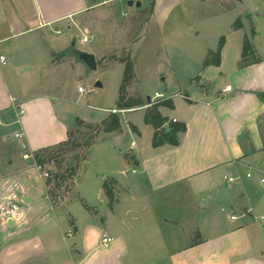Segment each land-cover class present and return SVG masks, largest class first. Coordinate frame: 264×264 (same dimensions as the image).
Returning a JSON list of instances; mask_svg holds the SVG:
<instances>
[{
	"label": "crops",
	"instance_id": "0c3cea01",
	"mask_svg": "<svg viewBox=\"0 0 264 264\" xmlns=\"http://www.w3.org/2000/svg\"><path fill=\"white\" fill-rule=\"evenodd\" d=\"M237 1L245 8V0ZM120 2L0 0V41L9 55L0 63V264H264V56L253 42L259 36L260 12L250 11V24L244 8L220 9L234 12L231 31L220 37V63L204 65L221 39L201 52L199 70L182 93L167 96L173 106H160L169 124L186 125L178 144L154 145L156 129L145 121L146 110L162 99H147L131 109L144 111L145 126L130 122L136 131L128 127V132L143 139L144 131L151 130L141 143L132 140V161L122 158L128 167L115 170L118 176H106L117 186L112 201L105 179L98 180L93 196L78 187L86 159L70 197L55 203L50 181L32 159L24 158L26 153L43 157L41 153L69 139L75 123L59 106L70 99L57 93L62 66L55 59L70 56L74 48L94 53L71 43L72 30L91 10L118 8ZM141 2V7L148 3V12L133 14L125 24L129 32L137 23L165 29L175 11L222 0ZM237 20L241 27H235ZM176 23L187 25L180 19L172 26ZM246 36L260 60L241 65ZM32 47L40 63L30 61ZM71 63L69 69L81 62ZM115 65L103 69L120 67L121 86L125 64ZM227 85L232 89L226 90ZM178 94L181 99L174 100ZM116 107L106 108L103 120ZM122 130L126 133L125 126ZM118 133L112 136L120 147L124 133ZM128 169L131 176L119 175ZM11 203L18 210L5 219L1 206ZM104 236L112 237L108 245L102 243Z\"/></svg>",
	"mask_w": 264,
	"mask_h": 264
},
{
	"label": "rangeland",
	"instance_id": "374dc122",
	"mask_svg": "<svg viewBox=\"0 0 264 264\" xmlns=\"http://www.w3.org/2000/svg\"><path fill=\"white\" fill-rule=\"evenodd\" d=\"M128 1L121 0L118 8L111 5V9L105 7L104 9L107 10L104 11L103 8L98 11L91 10V15L84 18L82 24L73 29L71 34L69 33L72 35L71 43L75 41L77 46L93 48L94 53L97 52L100 63L99 66L97 59V70H88L86 65L84 67V63L78 59L74 50H71L70 56L61 54L55 59L62 66L61 80L58 83L60 90L57 93L70 99L68 104L59 102V106H62L63 114L69 115L70 122L75 123L71 127L72 139L69 144L41 153L45 160L43 170L50 173V177L45 178L50 181L51 192L53 190L55 193V196L51 194L55 203H63L70 197L74 189V180L86 159V163L82 167V178L76 179L78 187L82 190L86 189L87 193L93 196L96 184L102 178L105 179V182L108 181L110 190L114 194L113 189H117V186L113 185V178L107 179L106 176L117 175L115 170L128 167L127 165L123 166L122 158L132 156V154L128 155L132 150V140L141 143L149 137L151 126L144 131L143 139L138 134L128 132V127H132L130 122L145 126L144 111L142 109L131 111L139 106L123 108L125 111L117 113L126 128V133L124 130L122 133L120 132L124 133L120 138V147L117 146V137L112 136L113 133H119L104 131V125L101 123L104 121L103 117L109 114L106 108L117 105L122 73L119 71L120 67L112 66L110 71L103 68L115 65L119 61L124 64L127 61L132 63L133 70L128 75L129 78L123 92V96L127 99L140 100L141 103L146 104L148 97L153 100L166 99L157 97L155 95L157 91L163 92L165 96L174 93L181 94V89L198 72L200 64L197 65V62L200 60L204 48L217 45L220 37L228 35L231 31L234 12H232L233 10L221 12L220 9L237 7L243 10L244 8V5L237 0H222L220 3L215 2L210 5L207 3L198 6L197 9L175 11L165 29L158 30L153 26L143 28L137 23V27L129 32L131 27L125 26V24L129 22L128 20H132L131 17L135 12L139 14V17L142 16L141 14L147 13L149 5L144 2L143 7L137 8L130 6ZM245 4L243 10L245 18L251 12H260L256 18L259 36L253 42L261 55L264 56V0H245ZM138 19L140 20V18ZM180 19L186 21L187 25L176 23L178 25L172 26V22H179ZM101 21L102 23L104 21L105 25H102ZM250 21L249 18L251 24ZM85 36L89 37L87 43L82 42V38ZM34 52L35 49L32 47L30 61L40 63V59L34 58ZM75 60L81 62L80 65L69 69V66L73 64L71 62H75ZM34 71L35 69L32 72L34 73ZM99 80L103 82L102 87L95 86ZM81 88H85L86 91L82 92ZM179 94L174 100L181 99ZM169 114H172L171 111ZM76 118L83 122L86 120V123H91L96 127L76 121ZM119 148H123V152L119 151ZM130 160L132 161V159ZM70 167L76 169V174L72 177L70 176ZM131 172L132 170L128 169V174L121 173L119 175L131 176Z\"/></svg>",
	"mask_w": 264,
	"mask_h": 264
},
{
	"label": "trees",
	"instance_id": "16d2710c",
	"mask_svg": "<svg viewBox=\"0 0 264 264\" xmlns=\"http://www.w3.org/2000/svg\"><path fill=\"white\" fill-rule=\"evenodd\" d=\"M235 27H241V22L240 20H237L235 23ZM254 33V30H253ZM224 45V37L221 38V41L219 43V47L215 52H210L209 57L204 62V65H210V64H219L220 63V57H221V50ZM260 59L256 56V51L254 49V45L250 39L249 36H246L245 41H244V47H243V58L241 61V65H246L252 62H258ZM133 70V65L131 62L127 61L125 64V69H124V75H123V80L122 84L120 86V91H119V98L117 102V108L123 109V108H132L134 106H139L141 104L140 100L134 101L131 99H127L125 96H123L124 92V87L127 79L129 78L128 75L131 74ZM160 106H173V102L171 99H164L161 101L154 102L151 107H149L146 112H145V121L148 124H152L155 129V136H154V145H159L163 143L164 141H169L170 143L173 144H178V133L181 131H184L186 129L185 123H175V122H170V131H166L164 128V125L169 122L168 117L164 116L161 111H160ZM80 121V120H78ZM83 122V121H80ZM85 123V122H83ZM90 127H96L95 125L91 123H85ZM104 125V131L105 132H121L122 131V120L120 116L117 113H111L107 119H105L102 123ZM132 128L136 131V127L133 125ZM72 139V131L69 133V139L65 142H61L60 144L52 147L50 150L56 149V148H61L69 144V142ZM92 146V145H91ZM37 161L39 163L44 164L45 160L41 155H36ZM129 159H133V157L129 156ZM69 171L71 172L70 176H74L76 174V169L74 167H70ZM105 189L106 193L111 199V201L114 198L113 192L110 190L108 181L105 182ZM51 194L55 196L54 191L52 190Z\"/></svg>",
	"mask_w": 264,
	"mask_h": 264
},
{
	"label": "built area",
	"instance_id": "2783aa9c",
	"mask_svg": "<svg viewBox=\"0 0 264 264\" xmlns=\"http://www.w3.org/2000/svg\"><path fill=\"white\" fill-rule=\"evenodd\" d=\"M83 41H85V42L89 41V37H88V36H85V37L83 38ZM8 59H9V55L5 54V53L2 51V42L0 41V63H1V64H2V63H6V62L8 61ZM231 89H232V85H227V86H226V90H231ZM80 90H81L82 92H85V91H86L85 88H81ZM155 95H156L157 97H164V98L167 99V96H165L163 92H159V91H157V92L155 93ZM121 111H125V110H124V109H120V108H114V109L111 110L112 113H119V112H121ZM174 121H176V120H174ZM16 136H17V137H21L22 134H21V133H17ZM131 146H132V147L135 146V142H134V141L131 143ZM24 158H26V159H32V160L34 161V165L37 167L38 170L41 171V173L43 174V176H45V177H47V178L50 177V173H49L47 170H45V171L43 170V165H44V164L39 163V162L37 161V158H36L35 153H33V154L26 153V154H24ZM42 170H43V171H42ZM230 179L232 180V178H230ZM262 182L264 183V178L262 179ZM17 210H18V205H17L16 203H11V204H9V205H3V206H1V214H2V216H3L5 219H9V218L13 217V216H14V213H15ZM232 217L235 218L236 216L233 215ZM262 217H264V216H262ZM111 241H112V237L104 236V238H103V240H102V243H103L104 245H108Z\"/></svg>",
	"mask_w": 264,
	"mask_h": 264
},
{
	"label": "water",
	"instance_id": "95a60500",
	"mask_svg": "<svg viewBox=\"0 0 264 264\" xmlns=\"http://www.w3.org/2000/svg\"><path fill=\"white\" fill-rule=\"evenodd\" d=\"M128 4L130 6H133V5H135L137 7L142 6L141 0H137L136 2L134 0H129ZM248 18H250V20H251L250 14H248ZM73 50H74L75 54L77 55L78 59L80 61H82L87 66L88 70H97V68H98L97 59H96V55L93 52H89V51L82 50L79 48H74ZM95 86L96 87H102L103 83L99 80L96 82ZM148 99L151 100L150 97H148ZM164 128L168 132L171 129L170 124L166 123L164 125ZM9 224H12L11 220H10Z\"/></svg>",
	"mask_w": 264,
	"mask_h": 264
}]
</instances>
